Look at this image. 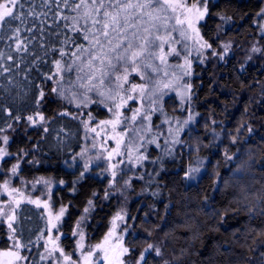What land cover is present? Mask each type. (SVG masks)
<instances>
[{
  "label": "trees",
  "instance_id": "obj_1",
  "mask_svg": "<svg viewBox=\"0 0 264 264\" xmlns=\"http://www.w3.org/2000/svg\"><path fill=\"white\" fill-rule=\"evenodd\" d=\"M261 4V0H209V14L199 24L203 37L216 47L222 36L240 40L255 34L254 21ZM30 10L35 15H28ZM22 11L26 13L24 22L16 20L0 27V143L6 135L9 153L2 168L20 158L21 176L49 177L58 184L52 201L66 207L62 241L68 250L73 243L69 233L84 209L88 208L86 236L94 242L103 236L120 203L107 176L85 172L76 157L83 141L79 118L105 117L106 108L114 104L110 97H116L119 88L114 75L111 84L106 80L101 86L100 73L95 71L99 61L89 68L88 54H81L75 46L91 49L83 39L85 33L65 27L72 21L62 19L61 14L70 18L77 15L71 7L58 5L56 0H27ZM128 13H134L130 23L147 26L139 21V12L129 9ZM168 15L172 17L168 23L174 38L171 43L180 55L168 56L166 64L153 61L161 68L158 74L148 70L143 75L142 64L140 72L133 73L129 67V81L147 86L150 103L151 120L139 118L142 131L137 140L144 145L158 136L160 128L173 125L176 133L172 138L159 136L156 146L149 144V160L128 183L126 202L133 221L125 238L130 249L128 261L136 262L153 244L162 255L154 251L146 254V264H264L260 256L264 252V215L248 213L249 207L264 208V92L260 84L264 69L259 64L241 66L235 56L217 63L203 61L188 33L177 29L173 15ZM79 25L85 27L82 18ZM17 26L20 32L13 35ZM131 31L128 29V34ZM182 31L185 37L179 35ZM18 42H22L19 49ZM61 50L66 53L63 57ZM73 52L81 59L75 60ZM189 55L192 65L190 74L185 75L186 65L181 67L178 62ZM57 60L65 66L75 61L72 71L62 68L57 72ZM4 68L10 71L4 72ZM93 74L95 78L89 81ZM78 75L83 79L77 80ZM189 84L190 89L186 87ZM91 85L96 87L88 91ZM101 91L104 96L98 95ZM36 113L44 117L41 126L27 121ZM189 116L193 120L185 125ZM177 139L182 143H175ZM226 154H235L234 159L226 160ZM241 164L244 171L236 173ZM197 167L200 171L195 178L186 179L185 173ZM43 228L39 208L29 204L18 207L16 235L25 248H32L24 250L28 264H42L41 246H34ZM6 235L0 223L2 248L8 245Z\"/></svg>",
  "mask_w": 264,
  "mask_h": 264
},
{
  "label": "rangeland",
  "instance_id": "obj_2",
  "mask_svg": "<svg viewBox=\"0 0 264 264\" xmlns=\"http://www.w3.org/2000/svg\"><path fill=\"white\" fill-rule=\"evenodd\" d=\"M181 2L184 3L186 7H177L174 13L170 12L174 18V24L177 29L182 28L188 33L190 40L196 46L203 61L217 63L225 61L230 56H235L240 61L241 66L259 64L264 69V13L261 12V9H264V0H261V9L255 16V34L240 40L222 36L216 47L212 46L203 37L199 24L205 17L197 21L196 17L198 13L196 8L192 7L196 5L202 9L203 4L199 3L198 0H181ZM3 3H5V0H0V4ZM189 8H191V11H188ZM177 18L184 20L185 23L177 24ZM188 20L192 21V28L188 27ZM194 29L199 30L198 34ZM205 43L211 45V47H202ZM226 45L228 46L227 51H225ZM167 46V49H164L165 52L170 51L172 48H176L174 43H169ZM254 48L259 49V51H253ZM190 56L191 55L185 56L187 60L191 61L190 66L186 64L185 57L178 62L181 66L186 65L188 73H190L189 71L192 65ZM129 80L127 83L120 81L123 86L118 89L119 95H116L112 107L106 108L107 114L105 117L95 118L87 115L79 118L83 141L76 157L82 162L85 172L93 170L95 174L99 173L107 176L111 191L120 201L116 210L108 219L107 229L103 236L98 241H88L84 228V220L86 217L84 209L83 213L73 224L69 233L73 243H71V249L67 250L62 241V238L66 235L62 229L66 207L62 205L55 206L52 201V193L58 184L49 177L35 176L32 178H25L21 176L19 174L21 164L20 158L14 161L10 167L3 169L2 163L9 157V155H7L4 156L3 159H0V223L6 228L8 245L3 248L0 247V264H28L30 261L28 259V254L24 253V250L29 252L32 248L14 247L17 243L22 245L16 235V219L11 222L13 228H15V232L8 226L9 217L15 215L17 218L18 207L22 204L35 206L42 211L44 228L34 246H41L39 260L42 264H72L73 261H76L77 264H83L84 255L89 251L97 252L95 246L101 243L109 250L110 256L113 251L118 253L121 246L128 248L125 243V238L133 222L129 220L126 202L128 183L137 169L140 167L142 168L144 163L149 160L146 153L149 144L156 146L159 136L161 137L164 134H168L172 138L174 133H176L175 125L169 126L168 128H160V130L157 131L158 136H154L144 145L140 144V141L137 140L140 131H142V129H140L142 125L139 123V117L135 122H132L130 119L127 120V122L124 121L126 118L132 116L133 113L130 109L140 108L142 114L148 115V112H150V103L148 102L147 87L144 95L141 96L139 94V89L136 92H132L130 89L133 84L142 83L136 81L130 82ZM260 84L261 92H264V81ZM129 95H132L134 100H129L123 107L115 106L120 104L121 96L126 99ZM109 109H111V111ZM118 114L122 122L118 124L115 129L110 123H101L102 121H114ZM31 117L35 121V123H33L27 118L31 126H41L45 123L41 113H36ZM41 117H43V119H41ZM134 129H138L139 132H136ZM4 136L6 135L1 137L0 148H3L8 153V142L7 144L4 143ZM16 164H18L19 167L17 172L13 174L11 169L12 166ZM85 165H87V168H85ZM113 173H115V176H113ZM5 182H7L6 189L4 187ZM61 209H64V213L59 221H57L55 217L59 215ZM118 214L123 215L124 220L115 219ZM114 220L116 224L115 228H113ZM53 224L57 226L54 228L52 226ZM110 232L113 234L109 236L108 234ZM106 236H108L107 241H105ZM53 248H56V251H53ZM61 249L63 250V254H61ZM10 252H18L20 256L26 257V259L17 260L15 256L9 254ZM50 252L52 253L51 255H49ZM128 254L129 252L125 253L122 257L124 264H136V262L131 263L128 261ZM103 255V252H97V255L92 257L93 264H99V261L103 260ZM41 256L46 258L41 259ZM65 256H69L71 259L65 260Z\"/></svg>",
  "mask_w": 264,
  "mask_h": 264
},
{
  "label": "snow or ice",
  "instance_id": "obj_3",
  "mask_svg": "<svg viewBox=\"0 0 264 264\" xmlns=\"http://www.w3.org/2000/svg\"><path fill=\"white\" fill-rule=\"evenodd\" d=\"M27 0H5V3L0 4V27H4L5 25H11L13 21L19 20L24 22V16L26 13L22 11L24 7V3ZM199 3L203 4V8H199L196 5L192 7L196 8L198 13L196 19L197 21L203 19L206 15L209 14V0H198ZM56 3L59 5L60 3L63 4L64 7H71V9L77 12L76 16L68 17L61 14V18L64 20L71 19V25L65 24V27H71L74 32H83V39L88 41L91 45V49L85 48L83 45H75L81 54L87 53L89 59L87 60V65L89 68H94V61H99L100 67L95 69V71H99L100 79L99 84L103 86L105 81L109 84L113 82V75L115 82H117V88H121L123 85L119 83L123 81L127 83L129 80V67H131V72H140L141 71V64L143 65L144 73L143 75L148 74V70H151L153 73H160L161 68L154 64L153 61L159 60L160 64L167 63V57L170 55H177L179 56L180 53L177 51L176 48L170 49V51H164V45L169 44L173 41V37L170 31H168V23L169 20L172 18L168 15L169 12L174 13L177 7H186L181 0H79V2H75V0H56ZM83 9V11H81ZM129 9H134L139 12V21L143 24L147 25L142 28L138 27L137 24L130 23V18L134 16V13H128ZM191 11V8L188 9ZM261 12L264 13V9H261ZM122 13L123 15L122 17ZM28 15H35L34 11H29ZM83 19L85 21V27H80L79 20ZM146 18V19H145ZM89 19L91 20L90 27L88 25ZM227 19V18H224ZM177 24H184V20H180L177 18ZM188 27L192 28L193 24L191 20H188ZM133 29L130 34H128V29ZM163 29V32H162ZM111 30V31H110ZM197 34L199 32L198 29H194ZM31 31V29H29ZM172 31H175L173 29ZM20 32L19 26H17L13 30V35H16ZM113 33L115 34L113 36ZM181 37H185V32H180L179 34ZM11 39V37H9ZM113 40L116 42L113 43ZM106 41V43H105ZM68 41H65L67 43ZM22 42H18L17 48H20V44ZM175 43H181L180 40H175ZM202 47H211V45L205 43ZM227 45L225 46V51H227ZM99 51H96V50ZM253 51H259V49L254 48ZM215 54V53H214ZM2 55V53H0ZM61 57L66 55V53L61 50L60 51ZM72 56L75 57V60H80L81 55H78L76 52L72 53ZM11 59V57H9ZM186 64L190 66L191 61L187 60L185 57ZM75 61L73 62V64ZM57 66V72H60L62 68H65L66 71L71 72L73 69V64L62 65L60 60L55 61ZM182 67V66H181ZM122 69V71H121ZM78 71H82V68H78ZM4 72L10 71L8 68L3 69ZM167 75V73H164ZM190 73L185 72V75H189ZM94 74L89 77V81L94 79ZM143 78V77H142ZM151 78V77H149ZM83 79L79 75L77 76V80ZM80 87H85V85L81 84ZM95 85H91L88 87V91H92L95 88ZM146 85L143 84H133L131 86L130 91L136 92L139 89V94L141 96L144 95ZM165 87H168L165 85ZM188 89L191 88V85H186ZM53 91H56L53 89ZM109 91H112L109 88ZM98 95L104 96L105 93L103 91L99 92ZM119 95V92H117ZM41 96H43V92H41ZM110 99H115V97H110ZM129 100H134L132 95L127 96L125 99L121 96V102L119 105H115L116 107H123L128 103ZM155 103V101H152ZM100 103H103L101 100ZM111 111V109H109ZM132 111V116L130 118H126L124 122L127 120H131L132 122L137 121L138 117L141 121L143 120H151V115H144L141 112L140 108L130 109ZM19 120V117H16ZM43 119V117H41ZM29 121L35 123L31 116L28 117ZM193 120L192 116H189L187 120L184 121V124H189L190 121ZM122 121L119 118V114L114 121H102L101 123H110L113 125V128L120 124ZM215 123V122H213ZM10 127V125H9ZM94 130V129H93ZM138 131V129H135ZM182 129H178L180 131ZM3 131V129H0ZM47 131V129H45ZM249 132L252 131L251 128L248 129ZM3 141L5 144L8 142V137L4 136ZM175 143L179 144L182 143L179 139L174 141ZM233 142H235V138H233ZM171 151L168 152V155H171ZM9 155L3 148H0V159H3L4 156ZM235 155V154H234ZM233 156H228L226 154V160H233ZM19 165L12 166V173L15 174L18 170ZM87 168V165H85ZM200 168H191L188 172L185 173L186 179H194V174L199 172ZM244 171V165H238L235 169L236 173H241ZM83 175V173H81ZM115 176V173H113ZM5 189L7 188V182L4 185ZM153 195H157V193H153ZM207 199V197H205ZM261 202H264L262 200ZM92 202L89 201V204ZM88 209H85L87 212ZM259 213V215H264V208L258 207H249L248 213L250 216ZM64 209L60 210L59 215L55 217L57 221H59L60 217L63 215ZM16 219L15 215L9 217V228L15 232V228L12 226V221ZM115 219L124 220V216L118 214ZM54 228L57 226L56 224L52 225ZM79 226V225H78ZM116 227L115 220L113 221V228ZM113 233L110 232L108 235H112ZM75 235V233H74ZM11 238V237H10ZM83 238V237H82ZM108 236L105 237V241H107ZM14 247H26L19 243L15 244ZM97 252H103V260L99 261V264H124L122 259L125 253H128L130 249L126 247H122L118 253L113 251L112 255H109V250L105 248L104 244H97L95 246ZM53 251H56V248H53ZM61 254H63V250L61 249ZM152 251L155 252L157 256H161L162 252L161 249L156 247L153 244H149L147 248H145L139 255V258L136 261V264H146V254H150ZM97 252L89 251L83 257V264H93L92 257L97 255ZM10 255L16 257L17 260L26 259V257H22L19 255L18 252H10ZM52 253L50 252L49 255ZM260 256L264 258V252L260 253ZM46 257L41 256V259H45ZM65 260H70L69 256L64 257ZM72 264H77L76 261H73ZM168 264V262H165Z\"/></svg>",
  "mask_w": 264,
  "mask_h": 264
}]
</instances>
